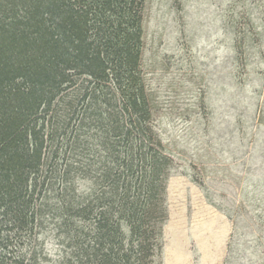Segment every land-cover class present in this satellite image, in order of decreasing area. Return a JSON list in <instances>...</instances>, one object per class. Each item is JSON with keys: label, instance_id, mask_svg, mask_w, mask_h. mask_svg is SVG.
<instances>
[{"label": "trees", "instance_id": "obj_1", "mask_svg": "<svg viewBox=\"0 0 264 264\" xmlns=\"http://www.w3.org/2000/svg\"><path fill=\"white\" fill-rule=\"evenodd\" d=\"M144 5L0 0V264H37L47 227L63 264H161L173 157L141 69ZM230 20L242 39L257 26Z\"/></svg>", "mask_w": 264, "mask_h": 264}, {"label": "rangeland", "instance_id": "obj_2", "mask_svg": "<svg viewBox=\"0 0 264 264\" xmlns=\"http://www.w3.org/2000/svg\"><path fill=\"white\" fill-rule=\"evenodd\" d=\"M239 14L257 25L242 26L246 39L231 26ZM142 40L155 126L173 157L166 264H264V0H145ZM215 226L229 235L220 252L209 247ZM58 239L39 232L37 264H63Z\"/></svg>", "mask_w": 264, "mask_h": 264}, {"label": "crops", "instance_id": "obj_3", "mask_svg": "<svg viewBox=\"0 0 264 264\" xmlns=\"http://www.w3.org/2000/svg\"><path fill=\"white\" fill-rule=\"evenodd\" d=\"M206 202V203H205ZM205 202H203V204H208L207 206H211L206 200H205ZM212 208H214L213 206H211ZM216 211H218L216 208H214ZM168 211H169V215H168V219H167V221H166V223H165V225H164V228H163V236H164V240H166L165 238H166V236H165V234H166V229L169 227L168 226V222L169 221H171V219H170V209L168 208ZM219 212V211H218ZM220 214H222L221 212H219ZM223 215V214H222ZM224 216V215H223ZM169 224H170V222H169ZM168 226V227H167ZM227 233V231L225 232L224 231V229H223V231H222V229L221 230H218L217 229V227L215 226V227H213L212 229H211V236H212V239H210L209 240V247L210 248H212L213 250V252L214 251H222L224 248H225V246H227L226 245V242H228L227 241V239H228V234H226ZM167 245L165 244V241H164V246H163V254H162V257L164 258V263L166 264V262L168 261L169 262V257H170V255H171V252L169 251V250H167ZM197 254L198 255H200L201 254V249H199V251L197 252ZM169 256V257H168ZM201 260V259H200Z\"/></svg>", "mask_w": 264, "mask_h": 264}]
</instances>
